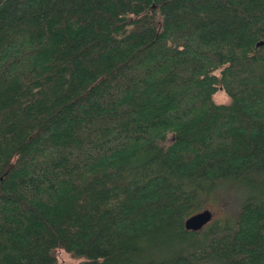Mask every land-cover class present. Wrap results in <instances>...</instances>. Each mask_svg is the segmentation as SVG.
<instances>
[{
	"label": "trees",
	"instance_id": "trees-1",
	"mask_svg": "<svg viewBox=\"0 0 264 264\" xmlns=\"http://www.w3.org/2000/svg\"><path fill=\"white\" fill-rule=\"evenodd\" d=\"M56 248L264 264V0H0V264Z\"/></svg>",
	"mask_w": 264,
	"mask_h": 264
},
{
	"label": "rangeland",
	"instance_id": "rangeland-1",
	"mask_svg": "<svg viewBox=\"0 0 264 264\" xmlns=\"http://www.w3.org/2000/svg\"><path fill=\"white\" fill-rule=\"evenodd\" d=\"M214 100L220 103L226 102L228 100V97L225 92L217 91L214 94ZM211 210L214 216H217L223 213V209L219 205L211 206ZM54 256H55L54 264H79L82 261V259L71 256L70 254H68L61 248H56L54 250Z\"/></svg>",
	"mask_w": 264,
	"mask_h": 264
}]
</instances>
